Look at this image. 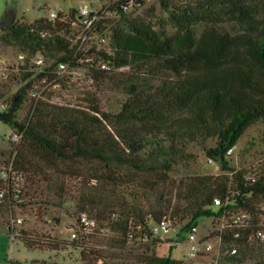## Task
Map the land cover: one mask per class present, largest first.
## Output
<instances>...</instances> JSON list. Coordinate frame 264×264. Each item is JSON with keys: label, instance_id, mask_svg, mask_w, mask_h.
Returning <instances> with one entry per match:
<instances>
[{"label": "trees", "instance_id": "trees-1", "mask_svg": "<svg viewBox=\"0 0 264 264\" xmlns=\"http://www.w3.org/2000/svg\"><path fill=\"white\" fill-rule=\"evenodd\" d=\"M160 2L169 12L167 25L130 19L129 10L114 5L115 19L99 25L106 40L83 47L66 37L64 15L57 22L40 18L0 27L1 44L50 63L35 71L22 66L0 83V102L7 104L0 121L23 135L0 157L10 153V163L24 173L21 182L0 180V191L6 192L0 211L12 235L9 226L21 218L14 209L26 206V181L43 182L42 204L63 208L72 201L76 219L88 212L98 228L86 242L64 243L19 224L16 238L29 249L71 247L81 251L82 264L92 261L89 255L97 263L104 250L95 251L93 240L102 237L109 247L99 264H185L155 253L163 241L151 233L152 226L168 216L186 231L200 218L215 217L227 224L222 262L264 264V165L237 169L229 155L251 126L264 123V0ZM69 15L76 20L78 10ZM104 61L109 69H102ZM60 62L122 93L116 110L55 102V88L33 98L35 86L63 87ZM128 66L136 74L120 71ZM10 82L19 87L11 95ZM25 104L27 114L19 119ZM193 142L205 144L222 173L171 176L195 160ZM261 143L264 150V131ZM242 211L254 221L237 235L231 223ZM233 246L240 249L237 255L230 254Z\"/></svg>", "mask_w": 264, "mask_h": 264}, {"label": "rangeland", "instance_id": "rangeland-1", "mask_svg": "<svg viewBox=\"0 0 264 264\" xmlns=\"http://www.w3.org/2000/svg\"><path fill=\"white\" fill-rule=\"evenodd\" d=\"M142 4L134 5L130 8L127 16L130 19H137L141 22L149 23L155 27L167 25L169 22V12L163 8L160 0H142ZM179 1V0H175ZM185 1V0H180ZM104 0H0V27L6 25L2 22L4 15L7 12H13L15 22L32 23L40 18L50 15L51 12L70 13L73 9H79L83 5L95 7L102 4ZM118 20V19H117ZM2 22V23H1ZM7 27V26H6ZM1 35V29H0ZM16 50L13 46H5L0 43V58L9 57L14 59ZM120 71L128 74H136L135 68L128 66L121 68ZM85 74V72H84ZM72 77L63 81V87L60 85L55 88V102L70 103L76 105H97L101 110L115 111L117 101L123 98V94L117 90L109 88L106 83H99L90 79L88 75ZM2 81H0L1 83ZM4 82V81H3ZM12 89L10 95L19 87L16 83L10 82ZM54 90V89H53ZM27 105L19 111V119H23L27 114ZM264 131V123L257 122L251 126L246 133L241 137L235 147L231 161L233 165L240 169L246 166L262 167L264 165V150L261 143V135ZM14 137V129L12 126L0 121V155L2 150H9L13 146L11 143ZM214 141H208L207 146L213 145ZM190 151L195 155V160L190 162L188 167L180 166L171 173L174 179L185 177L188 175H210L220 174L222 169L219 163H211L205 151V144L201 142H193L189 147ZM12 156L10 153L0 157V171L5 169V166L10 164ZM44 183L32 185L30 181H26L24 201L26 206L15 207L16 217H21L23 222L19 225L26 229L36 230L43 235V239H58L60 242L69 243L71 235V226L74 224L78 215L73 202H67L63 208L54 206H45L41 203L40 188L44 187ZM33 186V187H32ZM47 209H46V208ZM41 212V213H40ZM47 212V214H44ZM36 213L40 215L37 217ZM55 217L61 219L60 224L56 223ZM200 233L199 237L203 240L209 237V231L220 228L221 223L213 219L200 218ZM179 230V229H178ZM181 237H178V231L172 230L165 237L173 239H187L188 232H182ZM108 240L98 237L93 240L94 249L104 250L98 252L102 257L99 262H94V257L89 255L92 261L89 264H99L104 262L107 256ZM215 249L209 254L204 261L218 264H226L220 261L219 254L220 243L216 239L214 242ZM201 248H204L202 246ZM254 246V249H257ZM106 250V251H105ZM141 252V250L139 251ZM189 246L186 243L172 247V243L163 241L156 247L155 253L159 256L172 255L173 258L183 260L187 257ZM80 250L69 248L67 250H54L50 248L29 249L18 238H14L8 229V224L4 220L0 211V264H82L80 261ZM90 254V253H88ZM129 263V262H127Z\"/></svg>", "mask_w": 264, "mask_h": 264}, {"label": "built area", "instance_id": "built-area-1", "mask_svg": "<svg viewBox=\"0 0 264 264\" xmlns=\"http://www.w3.org/2000/svg\"><path fill=\"white\" fill-rule=\"evenodd\" d=\"M136 4V0H104L102 4L95 7H89L88 5L81 6L78 10V16L76 20H71L68 13H58L51 12L50 15L44 17L45 20L50 22H57L63 15L61 21L66 23L69 28V32L66 37L74 40L75 43L79 44L81 47L87 45L89 41H96L101 39L105 41L104 33L101 32L99 25H107L104 22L106 19H115L117 14V9L111 10L114 5H118L124 10H130ZM48 33H43V36H46ZM47 59L44 56H37L34 58H28L26 54L19 53L16 54L14 59L9 57L0 58V81L6 80L13 72H19L21 67H25L27 70L35 71V66L39 69L49 65L50 63L46 62ZM102 69H109L107 62L102 63ZM37 69V70H39ZM57 72L59 77L64 81L65 79L72 77H80L84 74V71L80 68H72L70 64L66 62H60L57 67ZM85 75V74H84ZM58 86H51L47 84L46 86L40 88L35 86V89L32 90V97L36 100L44 98V93L52 91ZM7 109V104L5 102H0V110L4 111ZM23 135H19L14 132V137L12 138L15 142H20ZM233 149L229 151V155H232ZM211 163H217L210 159ZM24 179V173L18 172L13 163L5 166V169L0 171V180L5 182L13 181L14 183L21 182ZM5 190L0 191V201L5 197ZM217 205L221 204V200L216 201ZM217 221L215 217L207 218ZM254 221L253 215L250 212L242 211L235 215L232 220V225L237 227L238 234L243 230H247L251 227ZM23 222L22 218H19L17 221L9 226L12 230V236L16 238L19 235L18 230L15 228ZM221 223L219 229L216 227L209 231V237L204 240L199 237L200 233V224H193L186 231L182 230V226L174 227L173 221L170 217H164L160 222L155 223L151 228V233L154 234L157 238L162 241L172 243V246H177L182 243H186L189 246L188 255L183 261L185 264H218V261L215 263L204 261V258H207L210 253L215 249L214 242L217 239L220 243V254L219 258L221 261L222 254V242H223V232L227 227L225 221H217ZM98 228V222L93 218L88 212H81L78 219L75 220L74 224L71 225V235L70 239L73 241L86 242L95 235ZM178 231V237H181L182 232H188L189 237L187 239H173L166 238L165 235L170 233L172 230ZM179 229V230H178ZM148 235H145L144 239H148ZM262 241H264V232L260 235ZM204 246V248H201ZM240 249L237 246H233L230 251L231 255H237Z\"/></svg>", "mask_w": 264, "mask_h": 264}, {"label": "flooded vegetation", "instance_id": "flooded-vegetation-1", "mask_svg": "<svg viewBox=\"0 0 264 264\" xmlns=\"http://www.w3.org/2000/svg\"><path fill=\"white\" fill-rule=\"evenodd\" d=\"M15 17L16 15L13 13V12H7L3 19H2V22L6 25V26H10L14 23L15 21ZM1 22V23H2Z\"/></svg>", "mask_w": 264, "mask_h": 264}]
</instances>
